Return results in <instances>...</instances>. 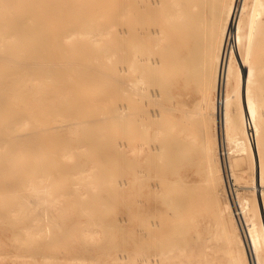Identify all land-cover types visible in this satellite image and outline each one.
<instances>
[{
    "label": "bare ground",
    "instance_id": "obj_1",
    "mask_svg": "<svg viewBox=\"0 0 264 264\" xmlns=\"http://www.w3.org/2000/svg\"><path fill=\"white\" fill-rule=\"evenodd\" d=\"M92 1L0 0V184L7 190L3 197L5 213L11 214L0 219V235L26 214H32L28 224L13 230L16 242L8 243L9 248L2 245V264H27L30 259L36 264L40 259L50 263L43 248L35 254L22 251L27 246L18 239L21 233H34L41 236L37 240H46L53 215L70 226L71 216L66 206L59 204L76 205L81 198L78 183L73 198L61 197L66 193L63 190H52L53 181L40 166L48 159L23 165L15 175L3 174L15 169L17 155H53L58 171L69 173L75 169L77 178L79 169L87 170V166L70 165L66 158L72 155L97 152L126 159V150L137 157L151 151L143 143L136 145L130 139L122 144L114 138L113 132L128 138L139 132L127 119L123 105H118L111 115L116 124L112 130L91 129L86 120L77 119L79 103L55 90V84L66 85L71 90L77 87L72 79L65 77L71 68L81 74L90 72L114 79L122 95L129 91L138 93L146 80L159 87V91L147 90L144 94L148 102L161 103V94L167 100L164 106L170 114L165 143L173 155H165L163 165L174 173L173 179L188 182L194 162L200 173L213 166V155H179L195 146L187 123L200 113L215 127L216 118H220L223 143L246 152L253 175L250 181L258 182L253 185H264L261 183L264 181V0H118L113 10L114 27L99 26L104 21L98 15L83 17ZM72 9L76 15L72 20H63L64 25L58 29L45 27L47 17ZM80 23L86 26L76 28ZM109 33L114 44L98 43ZM207 33L217 35V52L212 63L215 93L212 94L205 75L198 82L195 71L199 46L203 60L206 57ZM112 54L116 55L114 65ZM158 55L165 59L164 69L158 66ZM196 90L201 93L199 101L193 99ZM18 95H27L28 106L13 111L4 121L5 110L13 109ZM34 95L36 98L32 99ZM158 114L143 107L140 118L149 125L158 121ZM27 126L31 128L24 131ZM47 143L51 144L50 149L43 150ZM210 146L202 144L199 150L204 153L213 148ZM144 156L155 159V155ZM135 162L128 165L137 174ZM232 174H235L233 170ZM162 197L170 202L178 220L163 243L166 248L150 252L136 250L135 264H264V188L250 196L235 193L236 207L226 198L220 205L200 207L195 181L186 185L184 193L176 191L175 195ZM89 198L102 196L94 193ZM185 210L186 216L180 218ZM236 212L242 223L241 232ZM93 229L87 226L83 231ZM148 233L155 236L156 230L148 229ZM126 262L127 256L122 253L113 257L112 264Z\"/></svg>",
    "mask_w": 264,
    "mask_h": 264
},
{
    "label": "rangeland",
    "instance_id": "obj_2",
    "mask_svg": "<svg viewBox=\"0 0 264 264\" xmlns=\"http://www.w3.org/2000/svg\"><path fill=\"white\" fill-rule=\"evenodd\" d=\"M209 1L213 2V0ZM221 1L226 2L228 0ZM117 2L118 0H94L82 15L86 19L91 18L92 15H98V19L104 21L103 24L98 23L99 26L114 27L115 16L113 10ZM111 11L113 12L111 13ZM74 17H76L74 9L65 11V13L52 14L47 17L45 27L51 30L58 29L64 25L63 20H72ZM80 19H82V16H80ZM85 26L86 24L80 23L75 27L84 28ZM210 36L207 33L204 37L205 43L208 41L206 43L205 60H203L202 46H199L198 53L195 55V71L198 82L205 75L208 81L209 93L212 94L215 93L212 84L214 76L213 59L217 52V35L213 33ZM111 37L112 33L103 35L98 43L105 44L108 41L110 44H114ZM115 57L116 55L112 54L113 65L115 64ZM157 58L159 59V68L164 69V57L158 55ZM65 77H67V80L72 79L77 87L71 90L66 85L55 84V90L70 97L73 102L77 101L79 103L80 113L77 115V119L86 120L91 129L99 127L102 130H112L115 129L116 124L111 115L116 112L118 105H123V111L126 113L127 119L130 120V124L136 125L139 132L132 138L113 132L115 134L114 138L122 144L128 143L130 139L136 145L143 143V146H146L145 148L150 147L151 151L149 154L141 153L137 157L136 155H129L130 152L126 150L125 158L127 160L121 155H100L97 152H92L89 155H72V157L66 158L70 165L73 166L74 163L76 165L79 163L82 164V167L87 166V170L81 171L79 169L77 178L74 176L75 169H70L69 173H65L63 170L58 171L54 166L53 155H17L15 169L12 172L5 171L3 174L15 175L19 170H22L23 165L29 163L34 165L40 159H48L40 166L44 167L43 172L49 173L50 179L53 181L52 190H63L66 193L60 195L61 197L73 198L74 186L77 183L79 184L78 191L81 198L76 205H66L64 202L59 204V207L66 206V210L71 216L70 226H67L59 216L53 215L49 222L50 228L47 231L46 240H37L36 237L41 236H35L34 233H21L22 235L18 240L24 242L23 245L27 246L22 251L35 254L37 250L43 248L49 255L48 261L50 263H44L40 259L39 264H112L113 257L122 253L127 256L126 264H135L136 250L150 252L154 249L166 248L163 243L167 240L172 225L178 220V214L169 205L170 202L162 200V196L175 195L176 191L184 193L186 185L195 181L198 188V205L200 207L209 204L220 205L224 198L229 200L233 207H236L233 199L235 193L239 192L250 196L255 190L264 188V185H253L258 182L250 181L253 175L249 166L250 160L249 158L246 159V152L240 149L228 148L223 143L220 118L219 120L216 118V127L210 119L202 118L203 116L200 113L196 114L193 120L187 123V129L193 132L191 138L195 146L192 150L185 149L181 151L179 155H213L214 163H212L213 166L209 171L206 170V173L201 171L200 173L197 162H194L195 167L193 172H190L188 182L177 181L173 179L174 173L163 165L165 155H173L170 154L165 143V128L170 114L164 106L167 100L164 94H161L159 95L161 103L148 102L144 94L147 90L150 92L159 91V87L155 88L153 83L146 80L143 82L144 88L138 93L129 91L126 95H122L120 89H118L119 87H116L114 79L98 77L90 72H82L81 74L79 71H75L74 68L68 70ZM54 81L56 82V77H54ZM26 96L18 95V102L12 107L13 109L9 107L5 110L4 121L13 111L28 106ZM200 96L201 93L196 90L193 99L199 101ZM35 98L34 95L32 99ZM143 107L150 112L158 111L160 113L157 117L158 121L149 125L146 121L144 122L140 118ZM30 128L31 126H27L23 130L27 131ZM116 130L120 131L119 128ZM70 143H73V140ZM202 144L211 145L210 148L213 147L210 149L212 152L210 150L204 153L201 152L199 149H201ZM216 145L217 148H215ZM50 147L51 144L47 143L44 145L43 150L50 149ZM214 150L217 152L215 153ZM143 155H155V159L151 156L149 158L142 157ZM235 158H239V160L236 161ZM230 159L234 162L231 165L228 164ZM135 161H137V174L132 165H128L136 163ZM248 168L249 171H247ZM232 170L235 174H232ZM229 173L231 176L228 177ZM244 174L248 177L246 178ZM194 177H196V180ZM261 183H264V181ZM6 193L7 190L4 185L0 184V219L11 215L5 213L6 202L3 201V197ZM94 193H98L102 198H89ZM148 194L151 195L150 198ZM172 202L174 203V201ZM76 208H80L82 211L77 212ZM186 212L185 210L180 218H184ZM31 215L26 214L24 218L17 220L14 227L4 230V234L0 235V250L4 249L2 245L8 247V243L16 242V238L12 235L13 230L17 229L18 226L21 228L28 224ZM235 217H237L241 232L242 223L238 212H236ZM87 226L94 229L87 232L83 231ZM148 229L156 230V235L149 234ZM12 251L17 250L12 249ZM75 258L78 262H75ZM2 263L3 261L0 260V264ZM27 264H36V262L34 259H30Z\"/></svg>",
    "mask_w": 264,
    "mask_h": 264
}]
</instances>
